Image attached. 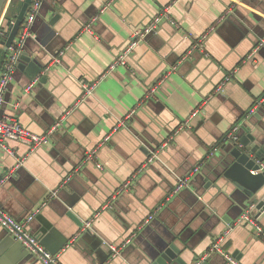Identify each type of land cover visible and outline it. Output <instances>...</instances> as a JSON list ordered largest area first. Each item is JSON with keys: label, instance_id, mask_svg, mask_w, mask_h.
<instances>
[{"label": "crops", "instance_id": "crops-1", "mask_svg": "<svg viewBox=\"0 0 264 264\" xmlns=\"http://www.w3.org/2000/svg\"><path fill=\"white\" fill-rule=\"evenodd\" d=\"M167 8L179 25L163 21L128 66L107 73L132 33ZM31 31L23 52L42 73L31 79L17 67L3 114L42 135L81 99V81L96 88L47 146L0 148V207L19 221L40 208L30 230L60 264H156L157 250L170 245L186 264H230L211 252L224 235L223 249L240 264H264V237L238 225L235 187L212 182L235 127L247 123L264 139V0H42ZM227 77L225 92L214 94ZM154 85L156 97L146 99ZM258 103L259 116L249 115ZM157 150L160 159L143 167ZM196 167L189 187L144 225ZM12 240L0 226V264H41Z\"/></svg>", "mask_w": 264, "mask_h": 264}, {"label": "built area", "instance_id": "built-area-1", "mask_svg": "<svg viewBox=\"0 0 264 264\" xmlns=\"http://www.w3.org/2000/svg\"><path fill=\"white\" fill-rule=\"evenodd\" d=\"M12 0H8L1 16H0V39L1 37L7 33L8 29H5V16L7 12V8ZM42 0H33L29 9L26 13L25 19L21 25L20 31L14 40L13 44L8 48L7 55L5 58V62L2 68H0V148L15 154L14 151L10 150L8 147L9 141H17L21 144L27 145L30 149V153L34 152L38 149H41L47 146L50 143V139L52 135L60 129L64 125V121L66 117L76 109L87 97L91 96L94 93L96 88V82L89 83L85 81H81L82 87V96L81 99L78 100L71 109H69L65 114L61 117L59 121H57L54 126L45 134H37L32 132L31 130L25 128L14 116L3 114L2 108L6 101V93L9 84L13 79V75L18 67L20 62V56L23 53L25 41L28 37L32 35V25L37 17L38 11L41 7ZM16 21V20H15ZM12 21V23H15ZM163 21H167L173 25H179L177 21L171 16L170 11L164 9L163 12L152 19L148 24L144 25L141 28L136 29L127 45L121 50L116 58L114 59L113 63L111 64L109 71L107 73L114 70L119 65L128 66L129 60L136 51L137 47L152 33H155L159 30L160 25ZM90 29V27H88ZM7 30V31H5ZM7 39V35L5 36ZM208 37V33L197 37L195 40V48H204V43ZM4 39V40H6ZM2 45V44H1ZM3 46V45H2ZM4 47V46H3ZM231 77H227L223 83H221L216 89L214 94H220L225 92L226 90V83L230 81ZM158 90V85L152 86L146 94V99L155 98L156 93ZM262 102V101H261ZM260 103L255 105L251 110L249 115L255 114L256 109L259 108ZM200 112V109H197L193 114L192 117H196ZM189 121L182 123L174 134H178L184 129L189 127ZM239 127H235V129L229 133L227 139L228 140H236L238 139ZM165 146V145H164ZM217 150V148L215 149ZM214 150V151H215ZM96 150L89 153L86 161L90 159H95ZM160 159V152L159 150L153 152L147 163L143 167H147L149 164L157 161ZM20 161V160H19ZM19 165L21 162L18 163ZM262 168L261 171H264V162L261 164ZM97 167L103 169L101 163H97ZM201 167H196L190 173H188L185 177L180 178L173 189V191L166 197L164 203H161L156 207L153 213L149 215V217L144 221V225L150 223L151 220L154 219L156 213L162 209L163 205L170 201L175 195H177L182 189L189 187L191 180L194 176L199 173ZM134 178V177H133ZM132 184V179L128 180L123 185V190H129ZM58 191H53L51 193L52 197H56ZM254 207H250L244 211L241 215L240 219L238 220V225L247 224L254 228L256 231L257 236L264 237V228L260 225V222L256 216H254L253 212ZM40 212V208L36 209L31 213L28 217L24 218L23 220L19 221L12 216H10L6 211H4L0 207V226L6 229L10 235L18 242L22 243L23 246L27 249V251L33 254L41 264H60V255L54 254L50 252L39 240L38 237L33 235L30 230V223L35 218L36 214ZM92 229V220L85 222L84 226L82 227V231H88ZM227 236V235H226ZM226 236L220 237L212 246L211 252H218L221 253L226 257L230 264H240L232 255L227 253L223 249V241L225 240ZM130 240L128 239L123 247L128 245ZM111 251L113 253L112 257H117L120 255V248L116 245H110ZM198 263V262H197Z\"/></svg>", "mask_w": 264, "mask_h": 264}, {"label": "water", "instance_id": "water-1", "mask_svg": "<svg viewBox=\"0 0 264 264\" xmlns=\"http://www.w3.org/2000/svg\"><path fill=\"white\" fill-rule=\"evenodd\" d=\"M32 1L23 0L15 23H8L7 39L1 42L6 51L16 39ZM7 2L8 0H0V16ZM57 19L56 15L52 21ZM18 68L21 71H27L31 79L38 77L43 70L26 52L21 54ZM254 115L259 116V114ZM229 141L219 157L217 168L214 171L215 179L212 182L216 186H219L220 179L225 180V185L232 183L237 194L234 200L238 201L242 211L253 206L252 213L255 214V210H257L256 217L261 220L264 218V171H261V164L264 162V139L254 135L251 127L245 123L240 127L238 139ZM11 243L14 245L13 248L17 247L25 251L23 244L14 238ZM41 243L47 245L44 239L41 240ZM177 254V249L173 245L159 248L156 253V264H172L174 260L179 264H186L177 257Z\"/></svg>", "mask_w": 264, "mask_h": 264}, {"label": "trees", "instance_id": "trees-1", "mask_svg": "<svg viewBox=\"0 0 264 264\" xmlns=\"http://www.w3.org/2000/svg\"><path fill=\"white\" fill-rule=\"evenodd\" d=\"M23 5V0H12L7 8V12H6V16H5V23H4V28L8 29V23L15 21L20 13V10L22 8ZM7 31V30H5ZM7 33L5 32V34L1 37L0 39V68L3 67L4 62H5V58L7 55L6 50L4 49V47L1 45V42L6 39Z\"/></svg>", "mask_w": 264, "mask_h": 264}]
</instances>
